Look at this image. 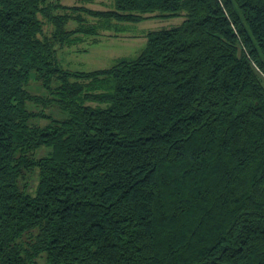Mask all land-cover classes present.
Here are the masks:
<instances>
[{"label":"trees","instance_id":"trees-1","mask_svg":"<svg viewBox=\"0 0 264 264\" xmlns=\"http://www.w3.org/2000/svg\"><path fill=\"white\" fill-rule=\"evenodd\" d=\"M79 1L0 0V264H264V0ZM155 12L137 57L58 63Z\"/></svg>","mask_w":264,"mask_h":264},{"label":"rangeland","instance_id":"rangeland-1","mask_svg":"<svg viewBox=\"0 0 264 264\" xmlns=\"http://www.w3.org/2000/svg\"><path fill=\"white\" fill-rule=\"evenodd\" d=\"M51 1V0H50ZM61 5L73 6L80 5L79 0H53ZM86 7L97 10H113V0H94V3H84ZM155 12L149 19L141 20L136 23H123L117 25V29L109 28L107 31L94 37H82L79 41L70 46H65L57 52L58 63L65 69L71 71H92L97 69H108L119 59H133L137 57L144 49L146 43V34L150 31H159L161 29H171L179 26L184 17H160ZM31 93L40 94L34 83L31 84ZM28 108L38 109L28 105ZM40 125H44L46 120H39ZM46 149L37 151V156L46 153ZM35 188L36 180L32 182ZM38 264H45L43 258L37 260Z\"/></svg>","mask_w":264,"mask_h":264}]
</instances>
